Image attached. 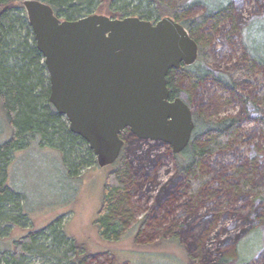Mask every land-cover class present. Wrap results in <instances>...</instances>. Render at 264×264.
<instances>
[{
    "label": "trees",
    "instance_id": "16d2710c",
    "mask_svg": "<svg viewBox=\"0 0 264 264\" xmlns=\"http://www.w3.org/2000/svg\"><path fill=\"white\" fill-rule=\"evenodd\" d=\"M42 1L50 5L56 16L68 20L93 13L111 18L137 16L152 22L172 17L196 41L198 55L192 64L168 71L170 97H180L190 107L194 97H198L196 90L204 88L209 80L232 93L239 104L234 114L210 115L207 110L212 99L201 103L197 98L190 140L182 151L172 153L174 172L164 176L165 180L159 178L163 159L171 154L165 143L139 139L128 129L122 131L124 145L103 186L94 221L100 239L118 241L128 222L139 212L135 201L144 200L134 237L136 243L146 244L154 235L161 234L160 237L181 241L194 263L250 261L253 256L240 260L238 252L240 242L254 228L264 225V12L259 10L262 0H257L258 11L246 21L237 0ZM224 20L228 23L223 32L225 40L239 33L243 47L237 63L228 72L209 66L206 50L214 35L220 33ZM49 93V77L22 1L0 0V107L3 121L10 129L9 137L0 142V264H27L32 256L42 254L67 264H92L86 247L66 235L61 218L28 230L18 238H9L14 228H25L29 221L21 193L8 183V167L18 151L34 142L54 148L72 177L96 162L87 142L69 129L64 117L50 103ZM224 101L231 103V99ZM249 120L255 121L258 130L249 155L229 170L216 173L207 160L234 150L245 141L243 124ZM171 171L164 169L166 175ZM220 194L244 200L250 207L246 209L241 204L235 210H225L205 205ZM228 216L235 218L228 226L219 228L220 218Z\"/></svg>",
    "mask_w": 264,
    "mask_h": 264
},
{
    "label": "water",
    "instance_id": "95a60500",
    "mask_svg": "<svg viewBox=\"0 0 264 264\" xmlns=\"http://www.w3.org/2000/svg\"><path fill=\"white\" fill-rule=\"evenodd\" d=\"M35 44L49 77V101L80 135L99 166L117 160L128 129L142 140L188 144L192 110L170 97V69L192 64L198 45L170 16L155 22L137 16L93 13L61 19L42 0H23Z\"/></svg>",
    "mask_w": 264,
    "mask_h": 264
},
{
    "label": "rangeland",
    "instance_id": "374dc122",
    "mask_svg": "<svg viewBox=\"0 0 264 264\" xmlns=\"http://www.w3.org/2000/svg\"><path fill=\"white\" fill-rule=\"evenodd\" d=\"M238 2L245 21L255 11H258L257 0H237ZM259 10L264 12V0L259 5ZM227 24L226 20L222 22L223 28L221 27L220 33L214 35L210 47L206 48L209 66L221 72H228L234 68L233 65L237 63L243 48L239 33L232 39L225 40L223 32L227 29ZM196 94L201 103L212 99L210 110H207L210 115L234 114L239 109L237 99L232 97V93L209 80L204 88L196 90ZM198 97H194V104L193 101L191 102V110L198 107V103L196 104ZM223 99H231V103L223 102ZM3 118L5 116L0 107V142L10 135V129L5 125ZM243 131L245 141L239 143L236 149L225 151L207 160L208 165L210 164L209 166L213 167L216 173L229 170L232 164L240 163L249 155L250 144L255 143L258 137L257 124L253 120L246 121L243 124ZM165 145L171 151L170 146ZM163 160L164 164L160 168L159 178L171 176L174 172L172 151ZM115 166L116 162L105 166H99L94 162L91 166L80 169L77 175L72 177L59 151L54 148L40 146L34 142L29 147L18 151L8 167V183L21 193L29 221L25 228H14L9 238H18L28 230L45 227L56 218H61V226L66 235L86 247L87 252L93 258L92 264H203L201 261L192 262L182 242L169 236L154 235L146 244H138L134 241L138 229L137 223L142 216L144 200L135 201L139 212L128 222L127 229L118 241L106 242L100 239L94 221L100 207L103 186ZM164 169L172 171L166 175ZM215 185L217 184L213 183V186ZM241 204L246 205V209L250 207L249 203L244 200H233L231 197L220 194L219 198L212 199L205 205L218 209L235 210ZM234 218L233 216L224 219L221 217L218 221L219 228L228 226ZM233 226L237 228V225L233 224ZM205 241L209 242V238ZM238 256L240 260H247L253 256L245 264H264V225L254 228L240 242ZM27 264L67 263L57 262L50 254H42L32 256Z\"/></svg>",
    "mask_w": 264,
    "mask_h": 264
},
{
    "label": "bare ground",
    "instance_id": "6f19581e",
    "mask_svg": "<svg viewBox=\"0 0 264 264\" xmlns=\"http://www.w3.org/2000/svg\"><path fill=\"white\" fill-rule=\"evenodd\" d=\"M42 55V54H41ZM168 145V144H167Z\"/></svg>",
    "mask_w": 264,
    "mask_h": 264
}]
</instances>
